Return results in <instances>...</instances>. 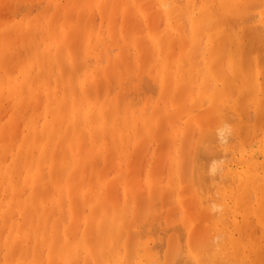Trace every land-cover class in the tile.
Masks as SVG:
<instances>
[{
	"label": "bare ground",
	"instance_id": "bare-ground-1",
	"mask_svg": "<svg viewBox=\"0 0 264 264\" xmlns=\"http://www.w3.org/2000/svg\"><path fill=\"white\" fill-rule=\"evenodd\" d=\"M262 262L264 0H2L0 264Z\"/></svg>",
	"mask_w": 264,
	"mask_h": 264
},
{
	"label": "rangeland",
	"instance_id": "rangeland-1",
	"mask_svg": "<svg viewBox=\"0 0 264 264\" xmlns=\"http://www.w3.org/2000/svg\"><path fill=\"white\" fill-rule=\"evenodd\" d=\"M2 2V0H0V3ZM143 79H144V81L143 82H146V81H149V77H146L145 75H144V77H143ZM151 81V80H150ZM154 82H152V86H151V82H150V89H152V91H154V93H156V95H153V93H152V95L153 96H157L158 95V93H159V91H158V89H157V92H155L156 91V89H155V87H154ZM147 88H149V87H147ZM150 89H148L149 91H148V93L147 94H150L151 93V90ZM147 90V89H146ZM251 119V121L249 122L250 123V125L255 121V115H252L251 114V117H250ZM178 121V120H177ZM177 123V122H176ZM180 124H181V122H179ZM143 146L140 148V151H143V149H145V151H143L142 152V154L144 153V159H143V161H151V159H152V157H153V151H154V148H155V144L153 145V143H143L142 144ZM149 146H150V148H149ZM195 145L194 146H191V155H190V160H191V163H192V165H193V156H194V154H195ZM194 152V153H193ZM99 155L98 156H100V153H98ZM104 157H105V155L103 154V155H101V157H100V166L101 167H104ZM164 158V159H163ZM194 158L196 159V157L194 156ZM167 158L165 157V156H162L161 157V160L160 161H163V160H165V161H163V164H164V166H166L165 165V163L164 162H167V164H168V161L166 160ZM194 159V160H195ZM146 163V162H145ZM162 162H160V164H161ZM164 166H161V169L163 170V175H165V173H166V169H164ZM141 169H142V167H141ZM111 172H113V169L112 168H109V169H107V171H105L104 173L106 174V175H109L110 177L111 176H113V175H115L116 173H111ZM110 173V174H109ZM140 174L141 175H143L144 174V171L142 170L141 172H140ZM156 178H153V182H155L156 180H155ZM150 183H152V180L150 181ZM172 183H174V184H176L177 183V181H176V179H174V180H172ZM56 212H57V214H58V216H62V214H61V211H60V209H57L56 210ZM64 216L62 217V218H67V216L65 215V214H63ZM68 219V218H67ZM262 263H264V262H262Z\"/></svg>",
	"mask_w": 264,
	"mask_h": 264
}]
</instances>
